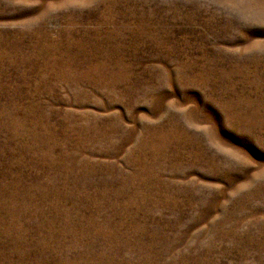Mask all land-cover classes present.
Instances as JSON below:
<instances>
[{"label":"rangeland","instance_id":"374dc122","mask_svg":"<svg viewBox=\"0 0 264 264\" xmlns=\"http://www.w3.org/2000/svg\"><path fill=\"white\" fill-rule=\"evenodd\" d=\"M0 0V264H264V0Z\"/></svg>","mask_w":264,"mask_h":264},{"label":"snow or ice","instance_id":"6c2138e0","mask_svg":"<svg viewBox=\"0 0 264 264\" xmlns=\"http://www.w3.org/2000/svg\"><path fill=\"white\" fill-rule=\"evenodd\" d=\"M48 11L51 13H59L67 10H85L95 9L99 7V0H46ZM215 3L220 9L226 10L225 5L227 0H210ZM264 52V50H262ZM264 181V176L259 178Z\"/></svg>","mask_w":264,"mask_h":264}]
</instances>
